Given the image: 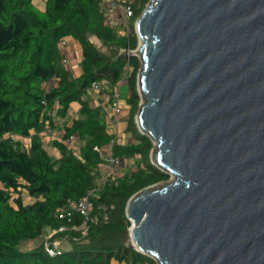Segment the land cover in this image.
<instances>
[{"label": "water", "instance_id": "water-1", "mask_svg": "<svg viewBox=\"0 0 264 264\" xmlns=\"http://www.w3.org/2000/svg\"><path fill=\"white\" fill-rule=\"evenodd\" d=\"M136 33V124L175 180L130 198V247L264 264V0H151Z\"/></svg>", "mask_w": 264, "mask_h": 264}, {"label": "trees", "instance_id": "trees-1", "mask_svg": "<svg viewBox=\"0 0 264 264\" xmlns=\"http://www.w3.org/2000/svg\"><path fill=\"white\" fill-rule=\"evenodd\" d=\"M34 1L0 0V264H154L130 247L132 223L126 215L132 196L171 177L153 164L155 145L149 136L141 134L136 143L114 148L121 160L140 156L144 165L117 175L98 192L95 203L106 208L107 221L88 222V234L83 236L70 229L82 226L81 216L71 221L58 216L64 203L79 201L102 179L104 159L95 148L104 151L112 136L103 110L86 96L96 82L113 87L122 81L127 64L123 52L137 49L135 21L150 0H133L129 38L107 22L102 0H46L44 11ZM64 38L79 45L80 76L62 63L59 43ZM94 38L112 52L101 51ZM130 65L126 123L137 135L141 61L132 56ZM73 103L81 106L79 118L67 124ZM58 120L65 122L63 142H54L60 152L56 158L46 150L42 134L58 129ZM75 137L83 143L79 154L69 147ZM22 139L30 140L29 147ZM64 226L69 229L58 235L67 236L70 245L63 252L49 255L44 242L20 250L21 242Z\"/></svg>", "mask_w": 264, "mask_h": 264}, {"label": "built area", "instance_id": "built-area-1", "mask_svg": "<svg viewBox=\"0 0 264 264\" xmlns=\"http://www.w3.org/2000/svg\"><path fill=\"white\" fill-rule=\"evenodd\" d=\"M133 0H102V7L105 10L107 16V22L112 28L123 36L129 38L132 35V19L134 17V11L132 8ZM117 14V19H113V14ZM138 19V18H137ZM135 21V28L136 22ZM120 24V26H118ZM136 31V30H135ZM137 34V33H136ZM139 39V38H138ZM69 38H64L59 43V48L63 54L62 63L66 66H70L72 59L69 54ZM123 55L126 57V73L122 81L113 87L107 83H94L87 93L86 98L89 99L93 104L100 106L104 112V117L106 121L107 132L112 136V141L109 144L108 148L104 151L95 148L103 156V164L101 166L102 179L98 182V186L89 190L87 194L80 199L79 201H67L64 203L59 211L58 216L60 219H67L71 221L75 215L81 216L84 221L81 227L70 228L72 230L82 231V235L86 236L88 234L89 225L88 222L97 224L99 221L108 220V212L104 206H96L95 198L98 195L104 185L109 182L111 179L116 177L115 172L120 167L122 160L115 155V146L117 145L120 139V125L123 121L124 114V91L123 85L126 81L127 74L131 71L132 67L130 65L131 57L136 56L135 50L126 49L123 52ZM72 141V140H71ZM99 210V213L95 212V209ZM69 228L64 226L58 230H50L49 239L44 242V247L46 252L53 256L57 253H60V244L57 243V239H54L55 236L66 232ZM68 240L67 236H64L62 240ZM64 240V241H65ZM73 240H78L74 238ZM60 242V241H59ZM61 243V242H60Z\"/></svg>", "mask_w": 264, "mask_h": 264}, {"label": "rangeland", "instance_id": "rangeland-1", "mask_svg": "<svg viewBox=\"0 0 264 264\" xmlns=\"http://www.w3.org/2000/svg\"><path fill=\"white\" fill-rule=\"evenodd\" d=\"M150 1L147 3L146 7L150 3ZM36 4H38V2H36ZM102 8H104V7H102ZM117 17L118 16H117L116 13L113 14V19H117ZM118 26H120V24ZM135 30H136V28H135ZM93 43L98 48H100L101 51H103V52H105L107 54H110L112 52V51H109L106 47H104L102 45V43L96 38L93 39ZM72 45L73 46L74 45H78V43L75 41ZM140 61H141V59H140ZM141 67H142V62H141ZM140 70H141V68H140ZM140 70H139V72H140ZM128 75H129V73L127 74V76ZM123 91H124V97H125V100H126L128 98V96H129V89H128V85L126 84V81H125V83L123 85ZM143 103H144V100L141 97L140 108H141ZM126 105L127 106L124 107L123 121L121 122V125H120V139H119V141L117 143V144H121V145H128V144L136 143V139H138V136L142 134L141 131L139 130L137 124H136V128H135L137 130V132H138L137 135L134 134V130H129L130 126H128V124L126 122H127L128 118H129V114L128 113L130 112L129 111L130 110V105L128 103ZM125 116H126V118H125ZM77 117H79V114L75 113V111H70V115L67 118L68 123L72 122L74 120V118H77ZM59 121H60L59 122L60 126H63V124H64L63 121L62 120H59ZM42 136H43V139H44V146H45L46 150L48 151V153L51 156H53V157H56L57 155L60 156L59 153L57 155H55V153H54V149H55L54 142H58L60 144L63 142V138H62L63 137V131L61 129H55L52 132H49V133L47 132V134H42ZM19 139L20 138L16 137V140H19ZM22 140L24 142V145L26 147H29L30 140L29 139H22ZM82 145H83V143H82V141H80L78 139V137H75L72 141L69 142L70 149H72V151H74L76 154L80 153ZM154 154H155V147H154V149L151 152V156L153 157ZM139 164L140 165L141 164L144 165V162H143V160H141L140 156H137V157L132 158V159L122 160V163H121L120 167L118 168V170L115 172V175H117V174L120 175V174H124V173L130 172V171H135L137 169V166H139ZM174 180H175V178L173 176H171L169 181L160 182L157 185H155V187L156 188H161L163 186H166V185L172 183ZM24 197L26 199V202H29L28 194L26 192H24ZM49 236H50V232L48 231L42 237H39V238L34 239V240H28V241L21 242L20 245H19V248H20V250H23V251L29 250V249H31L33 247H36V246L40 245L41 243H43V242H45L47 240H50ZM55 238L58 239L57 243L60 244V251L61 252H63L64 250L68 249V247L70 245L69 239L68 240L64 239L65 240L64 241V240H62L63 236H59V235L55 236L54 239ZM129 242H130V237H129ZM150 258H152V257H150ZM153 260H154V264H159V262L157 260H155V259H153ZM115 264H118V263H115ZM147 264H149V262Z\"/></svg>", "mask_w": 264, "mask_h": 264}, {"label": "crops", "instance_id": "crops-1", "mask_svg": "<svg viewBox=\"0 0 264 264\" xmlns=\"http://www.w3.org/2000/svg\"><path fill=\"white\" fill-rule=\"evenodd\" d=\"M35 1L38 2V4H36ZM35 1H34L35 5L37 7H39L42 11H44L45 8H46V0H35ZM74 42L75 41H70V44H69V47H70L69 48V54H70V58L72 59V63H71V65L69 67L72 69V71H73V73H74L75 76H80L81 75V72H82V68H81V65H80V62H81L80 48H79V45H74L73 46L72 44ZM91 103L93 104V102H91ZM124 103H125V106H127L126 105L127 104V99L124 101ZM93 106H97V105L93 104ZM80 108H81V106L78 103H73L72 104V108L70 109V111H75V113L79 114ZM70 111H69V115H70ZM77 118H79V117H77ZM77 118H74V120L77 119ZM125 118H126V116H125ZM62 121H63V123L65 122L64 120H62ZM59 122L60 121L58 120L57 123L59 124ZM72 122L68 123V120H67V124H71ZM62 127L63 126H60V124H59L58 129H61L62 130ZM52 131L53 130H47V131L43 132V134H47V132L49 133V132H52ZM54 153H55V155H57L58 153L60 154V152L57 151L56 149H54ZM57 157H60V156L57 155L56 158Z\"/></svg>", "mask_w": 264, "mask_h": 264}]
</instances>
